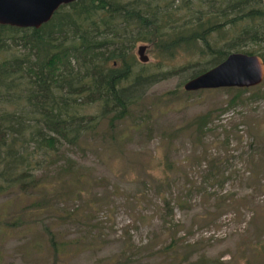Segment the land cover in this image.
Wrapping results in <instances>:
<instances>
[{"label":"rangeland","instance_id":"obj_1","mask_svg":"<svg viewBox=\"0 0 264 264\" xmlns=\"http://www.w3.org/2000/svg\"><path fill=\"white\" fill-rule=\"evenodd\" d=\"M131 53L161 72L195 60L161 62L144 42ZM195 70L152 84L111 129L103 119L77 146L33 155L43 190L0 195V264H264V78L185 92Z\"/></svg>","mask_w":264,"mask_h":264},{"label":"trees","instance_id":"obj_2","mask_svg":"<svg viewBox=\"0 0 264 264\" xmlns=\"http://www.w3.org/2000/svg\"><path fill=\"white\" fill-rule=\"evenodd\" d=\"M136 42L161 62L180 52L195 60L151 69L134 59ZM263 42L264 0H77L39 28L0 25V195L35 196L43 188L33 155L77 146L103 119L111 129L155 82L196 67L191 79L235 52L264 63L263 53L251 50ZM92 104L96 114L81 113ZM209 113L196 118L197 132L206 130ZM64 166L69 173L74 163Z\"/></svg>","mask_w":264,"mask_h":264},{"label":"water","instance_id":"obj_3","mask_svg":"<svg viewBox=\"0 0 264 264\" xmlns=\"http://www.w3.org/2000/svg\"><path fill=\"white\" fill-rule=\"evenodd\" d=\"M74 1L77 0H0V25L39 28L60 6ZM263 78L264 63L259 56L235 52L186 81L182 88L185 92L250 88L258 85Z\"/></svg>","mask_w":264,"mask_h":264}]
</instances>
